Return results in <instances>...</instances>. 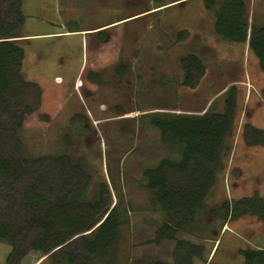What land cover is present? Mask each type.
<instances>
[{
    "label": "rangeland",
    "instance_id": "obj_1",
    "mask_svg": "<svg viewBox=\"0 0 264 264\" xmlns=\"http://www.w3.org/2000/svg\"><path fill=\"white\" fill-rule=\"evenodd\" d=\"M69 1L73 20L69 27L123 20L101 37L107 40L102 55L91 56L101 68L85 67L74 80L65 83L54 78L67 80L73 74L55 69L52 56L45 64L35 66L39 55L36 46L50 45L53 54L59 39L25 44L17 38L25 50L22 76L26 81L38 82L41 92L39 107L27 113L16 130L17 156L30 160L66 155L70 165L87 178L79 201L94 204L101 200L116 215L118 234L112 255L103 260L84 252L76 239L69 248L45 256L29 252L21 264H70L63 258L67 251L78 257L79 264H173L172 251L178 239L204 247L202 258H194L193 264H242L240 250L264 248V222L252 214L231 219L223 214V207L254 193L264 197V147L247 146L242 139L246 122L264 129V73L257 58L246 43L232 42L215 33L214 16L204 9L202 0ZM247 1L253 10L251 15L248 13L249 25L263 26L264 0H255L254 4ZM24 2L26 10L36 16L28 17L26 32L60 29L56 23L57 0ZM8 9L6 4L1 12L6 23L11 21ZM44 13L56 21L53 27L41 20ZM61 14L69 17L63 10ZM181 31L186 35H179ZM22 32L23 26L18 34ZM189 54L197 55L205 66L204 76L194 88L182 85V60ZM118 67L125 71L122 76L116 71ZM91 72L98 74L100 84L91 82ZM230 87L236 94L235 118L216 182L193 224L179 231L175 240L155 243L156 229L165 221L172 222V218L160 211L156 192L147 186L143 171L163 158L177 160L179 150L162 144L150 118L159 112H222ZM30 181L4 186L2 192H22V186ZM20 197H16L15 205L26 213L25 200ZM36 235L31 232L17 238V247L28 248ZM12 252V246L0 242V264H9Z\"/></svg>",
    "mask_w": 264,
    "mask_h": 264
},
{
    "label": "trees",
    "instance_id": "obj_2",
    "mask_svg": "<svg viewBox=\"0 0 264 264\" xmlns=\"http://www.w3.org/2000/svg\"><path fill=\"white\" fill-rule=\"evenodd\" d=\"M22 2L0 0V242L13 248L9 264H21L29 252L45 256L54 250L69 248L76 239L80 240L84 252L103 260L113 253L119 221L101 200L94 204L79 201L87 183L86 175L70 165L66 155L30 160L17 156L16 130L21 128L25 115L39 107L41 93L39 85L26 81L21 73L24 50L17 38L26 19L21 10ZM6 4L10 23L1 18ZM202 4L214 16L215 33L232 42L246 43L264 73V25H249L248 1L202 0ZM183 34L185 31L179 33ZM182 63V85L194 88L204 76L205 66L195 54L187 55ZM116 71L121 76L125 73L122 67ZM98 77L94 72L88 75L95 84L101 82ZM235 108V88L230 87L222 112L200 115L159 112L150 118L149 123L159 131L162 144L179 150L177 160L163 158L143 171L147 186L156 192L160 211L172 218V222L165 221L156 229L155 243L175 240L179 231L195 221L221 168ZM242 139L247 146L264 147V129L246 122ZM25 179L31 181L22 186V192H2L4 186ZM16 197L24 198L26 213L16 207ZM223 214L231 219L252 214L264 222V197L254 193L235 199L223 207ZM31 232L37 235L28 248H18L16 239ZM203 252L202 245L178 239L172 251L173 264H193L194 258H202ZM240 255L242 264H264V248H245L240 250ZM63 258L70 264H79L78 257L68 251Z\"/></svg>",
    "mask_w": 264,
    "mask_h": 264
},
{
    "label": "crops",
    "instance_id": "obj_3",
    "mask_svg": "<svg viewBox=\"0 0 264 264\" xmlns=\"http://www.w3.org/2000/svg\"><path fill=\"white\" fill-rule=\"evenodd\" d=\"M24 1L25 0H23V2H22V10H23V13L27 16V18H26L25 23L23 25V32L20 34L18 41H20V43L33 44L32 41H34V40L56 38V39H59V44H60V45L58 44V46H57L58 49L53 54L51 53V48H50L51 46L50 45H44V44L41 45L40 44V45L36 46L37 47V53L41 56H39V55L37 56V58H36L37 61H36L35 66L38 67L39 65L45 64L47 62V60H46L47 57L52 56L51 65L54 66L55 69L61 70V71H62V69H65L66 71H68V72L70 71V73L73 74L67 80L63 79L60 76H56L54 78V81H61L64 83L69 82L70 80H74L73 78L75 77V74L77 72L82 73V71L85 67H89V68H92L94 70H96L97 68H101L100 66H102V65H98V67H97L91 61V56L94 53H96L98 57H100L102 55L101 50H102L103 46H106L107 40L106 39L101 40V37L105 36V34H107V32L109 30L117 28L119 26V24H118L119 21H121L123 19L115 20V21L110 22V23L99 22L97 24L91 25L89 27H84V28H81L79 26L76 27L74 25L69 27V22L73 21L72 19H70L71 17L69 16V13L71 15V9L69 8L70 7L69 6L70 1L69 0H63L64 2H62V4L60 5V3H59L60 0H57L58 1V4H57V14H58L57 22L52 17H50V15H48L47 13H44V15H42V17L39 14H36V15H39V16H37V18L41 17V20L45 21L44 23L53 24L51 27H53L55 25L54 22H56L57 25H59L60 29L56 30V28H55V29L42 31V32L28 33V32H26V24H27L28 17L29 16L30 17H36V16H32L33 13L26 10V8H25L26 2H24ZM187 1H189V0H187ZM254 2H255V0H249V3H251V4H254ZM61 10H63V12L65 11L67 16H69V17L63 16L61 14ZM249 11H250V15H251L253 12L252 8H249ZM72 37H80V39L74 40V38H72ZM68 38H71V39H68ZM78 41L81 44L80 49H79L80 44L79 45L76 44ZM24 52H25V50H24ZM101 62L102 61H100L99 64ZM70 63H72V66H70ZM33 73H31V75L33 77H35L33 75ZM57 79H60V80H57ZM35 82H37L36 79H35Z\"/></svg>",
    "mask_w": 264,
    "mask_h": 264
}]
</instances>
